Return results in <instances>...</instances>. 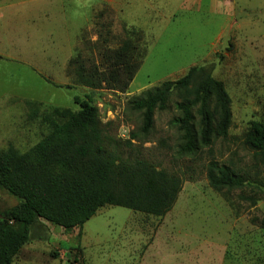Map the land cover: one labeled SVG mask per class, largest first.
<instances>
[{
    "label": "rangeland",
    "instance_id": "obj_1",
    "mask_svg": "<svg viewBox=\"0 0 264 264\" xmlns=\"http://www.w3.org/2000/svg\"><path fill=\"white\" fill-rule=\"evenodd\" d=\"M128 39L139 47L140 68L126 93L78 83L72 60L104 70V50ZM199 65L229 93L228 137L183 156L174 94L168 110L156 112L150 137L121 150L125 160L184 181L172 210L155 217L107 206L81 237L42 221L43 231L32 230L38 250L31 264H264V167L245 143L251 124L264 123V0H0V150L27 152L50 132L42 115L78 112L89 101L127 142L141 127L131 101ZM26 102L38 104V117L30 118ZM211 162L250 186L216 192L207 176ZM18 204L0 190V218ZM59 251L68 252L66 262L53 256Z\"/></svg>",
    "mask_w": 264,
    "mask_h": 264
},
{
    "label": "trees",
    "instance_id": "obj_2",
    "mask_svg": "<svg viewBox=\"0 0 264 264\" xmlns=\"http://www.w3.org/2000/svg\"><path fill=\"white\" fill-rule=\"evenodd\" d=\"M138 50L128 39L117 49L104 50V70L87 67L79 58L70 64L75 66L82 86L92 91L126 93L140 68ZM174 94L181 113L174 126L182 134L179 152L183 156H194L228 137L233 122L229 93L208 67L199 65L179 80L166 81L131 101V111L141 116V127L127 142L116 138L110 129L112 124H104L99 108L89 101L78 112L54 109L42 115L50 132L27 152L13 147L0 150V190L19 200L0 218V264L14 263L32 241V230L43 231L42 221L65 231L79 230L81 237L84 225L107 206L155 217L168 214L184 181L146 161L125 160L121 150L131 141L150 137L156 112L168 110ZM26 105L30 118L39 116L38 104ZM245 143L257 164L264 167V123L251 124ZM207 176L218 193L250 186L245 177L216 162L209 164ZM249 200L253 205L257 202L252 196ZM78 263L75 260L71 264Z\"/></svg>",
    "mask_w": 264,
    "mask_h": 264
},
{
    "label": "crops",
    "instance_id": "obj_3",
    "mask_svg": "<svg viewBox=\"0 0 264 264\" xmlns=\"http://www.w3.org/2000/svg\"><path fill=\"white\" fill-rule=\"evenodd\" d=\"M32 243L33 242L31 241L23 247L19 256L15 259L13 264H31L35 260V258H37L36 253L38 249ZM66 252L67 251H59V253L57 252V258L61 263L66 262V259L68 258H66Z\"/></svg>",
    "mask_w": 264,
    "mask_h": 264
}]
</instances>
